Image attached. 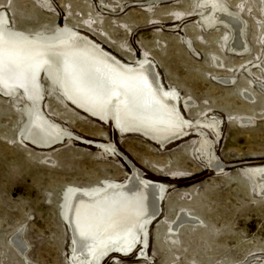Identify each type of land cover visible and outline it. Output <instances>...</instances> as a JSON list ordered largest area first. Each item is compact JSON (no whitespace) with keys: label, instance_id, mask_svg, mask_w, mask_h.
<instances>
[{"label":"rangeland","instance_id":"1","mask_svg":"<svg viewBox=\"0 0 264 264\" xmlns=\"http://www.w3.org/2000/svg\"><path fill=\"white\" fill-rule=\"evenodd\" d=\"M199 2L0 0L11 40L77 33L125 65L152 63L187 123V135L165 146L122 133L112 108L106 122L84 113L47 67L40 110L68 138L43 149L25 137L33 117L24 92H0V264H73L68 200L126 181L125 158L165 189L141 243L99 264H264V189L252 171L264 167V0L220 1L245 23L246 57L229 48L228 30L202 26L209 7ZM212 158L225 167L209 168ZM183 212L191 222L172 230Z\"/></svg>","mask_w":264,"mask_h":264},{"label":"bare ground","instance_id":"2","mask_svg":"<svg viewBox=\"0 0 264 264\" xmlns=\"http://www.w3.org/2000/svg\"><path fill=\"white\" fill-rule=\"evenodd\" d=\"M220 1L200 0L199 7H209L208 13L200 18L201 24L206 29L228 30L229 48L237 53L235 56L246 57L245 23ZM6 23V15L1 12L0 92L10 96L20 91L29 99L33 119L25 137L38 148H49L68 135L40 110L43 94L37 79L39 72L47 67L56 70L63 96L84 113L106 122L112 108L122 133L140 134L161 146L187 135L177 98L165 91L152 63L125 65L77 33L53 43L11 40L5 31ZM56 72L53 70L55 76ZM78 142L107 152L115 146L84 138ZM205 148L207 151V143L202 142L201 149L205 151ZM125 160L131 170L126 181L109 184L98 192L77 191L68 200L66 220L73 241V264H99L111 253L126 255L141 243V233L157 216L165 186L146 179L141 170ZM224 167L215 158L209 160V168L217 172ZM252 171L259 189L263 190L264 167L252 168ZM189 216L184 212L178 215L171 229L191 222Z\"/></svg>","mask_w":264,"mask_h":264},{"label":"water","instance_id":"3","mask_svg":"<svg viewBox=\"0 0 264 264\" xmlns=\"http://www.w3.org/2000/svg\"><path fill=\"white\" fill-rule=\"evenodd\" d=\"M82 144H85L84 142H81ZM33 146H35V147H38V146H36V145H34V144H32Z\"/></svg>","mask_w":264,"mask_h":264}]
</instances>
